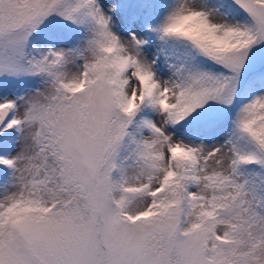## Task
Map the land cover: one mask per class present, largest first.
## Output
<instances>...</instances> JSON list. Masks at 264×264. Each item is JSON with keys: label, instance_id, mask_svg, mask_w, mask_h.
<instances>
[{"label": "snow or ice", "instance_id": "6c2138e0", "mask_svg": "<svg viewBox=\"0 0 264 264\" xmlns=\"http://www.w3.org/2000/svg\"><path fill=\"white\" fill-rule=\"evenodd\" d=\"M0 264H264V0H0Z\"/></svg>", "mask_w": 264, "mask_h": 264}]
</instances>
